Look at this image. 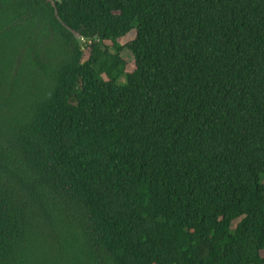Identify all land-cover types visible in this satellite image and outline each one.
I'll list each match as a JSON object with an SVG mask.
<instances>
[{
    "label": "trees",
    "instance_id": "1",
    "mask_svg": "<svg viewBox=\"0 0 264 264\" xmlns=\"http://www.w3.org/2000/svg\"><path fill=\"white\" fill-rule=\"evenodd\" d=\"M0 264H264V0H0Z\"/></svg>",
    "mask_w": 264,
    "mask_h": 264
},
{
    "label": "rangeland",
    "instance_id": "2",
    "mask_svg": "<svg viewBox=\"0 0 264 264\" xmlns=\"http://www.w3.org/2000/svg\"><path fill=\"white\" fill-rule=\"evenodd\" d=\"M135 37V32H131L130 34H128L127 36H125L124 38H121L118 40V42H120L122 45L126 44L127 42L133 40ZM106 45L111 46V42L110 41H105L104 42ZM83 48H84V57L86 58L88 56V48L85 47V42H82ZM122 57L127 61V70L128 71H132L134 69V64L132 61V56L129 53V51L125 50L122 52Z\"/></svg>",
    "mask_w": 264,
    "mask_h": 264
},
{
    "label": "water",
    "instance_id": "3",
    "mask_svg": "<svg viewBox=\"0 0 264 264\" xmlns=\"http://www.w3.org/2000/svg\"><path fill=\"white\" fill-rule=\"evenodd\" d=\"M77 38L79 37L78 35H75Z\"/></svg>",
    "mask_w": 264,
    "mask_h": 264
}]
</instances>
